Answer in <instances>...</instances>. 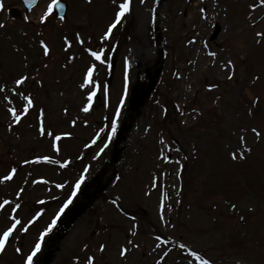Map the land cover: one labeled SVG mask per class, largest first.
I'll return each instance as SVG.
<instances>
[{"label":"rangeland","instance_id":"rangeland-1","mask_svg":"<svg viewBox=\"0 0 264 264\" xmlns=\"http://www.w3.org/2000/svg\"><path fill=\"white\" fill-rule=\"evenodd\" d=\"M63 1L67 3L65 19L58 20L52 13L50 23L42 25L39 16L52 0H38L27 14L19 0H0V23L5 25L0 28V177L13 167L17 169L13 180L0 181V202L21 203L17 216L25 222L36 211H43L28 233L17 232L18 239L10 238L6 252L0 254V264H22L14 248L22 246L24 253L29 251L68 199L85 167L88 172L79 195L57 223L67 222L65 215L70 208L83 202L82 193L101 191L65 233L61 231L57 237L59 228L55 226L45 236L34 264H41L39 259L46 253L50 254L48 264H86L85 257L93 253L98 264H155L160 254L155 247L157 235L170 241L161 245L171 250L165 264H199L177 247L180 243L199 251L213 264H264V139L257 142L254 134L247 132L246 146L251 147V153H245V159L230 157L232 151L240 150V129L259 124L264 112V46L254 40V33L264 30V22L256 28L250 26L248 5L253 0H145L143 4L133 0L132 11L113 31L111 40L103 42L105 47L114 48L109 55L112 67L98 64L94 79L107 85L108 95L105 98L98 93L89 113L81 111L87 89L79 85L92 59L75 42V33L81 32L85 46L98 48L121 0L117 4L112 0ZM201 7H206L208 23L218 28L214 37V27L201 21ZM10 8L20 10V17L12 19L7 14ZM252 15L259 20L264 10ZM41 34L52 49L49 57H44L38 46ZM64 35L73 40L67 52ZM194 35L197 43L188 45L187 40ZM201 40L209 41L219 59L237 61L235 82L226 80L225 73L212 65V58L200 51ZM73 52L78 58L69 62L67 57ZM126 57L129 93L117 134L102 153V141H106L103 132L95 145L85 148L101 128L107 131L105 118L111 117L123 93ZM25 73L29 81L15 85V79ZM255 75L260 79L253 83ZM150 78L155 80L152 91L138 110L131 112L130 92L134 87L138 91L141 85L147 87ZM209 83H217L219 88L208 90ZM21 91L34 98L35 106L9 129V108L22 112L26 103ZM256 95L261 97L259 111L249 117L247 109ZM41 107L46 110V127L57 133H73L61 142L59 154L52 149L51 139L39 134ZM73 119H77L76 126L70 123ZM115 140L119 141L116 150ZM161 152L173 162L164 161ZM38 155L71 157L72 164L65 169L50 163H24ZM177 160L186 166L179 175ZM153 177H159L155 188L151 187ZM57 183L66 186L58 189ZM21 187L25 191L18 199L16 192ZM116 197L128 216L112 205ZM162 198L167 226L160 220ZM41 200L45 203H39ZM231 204L237 205L236 210ZM9 211L10 206L0 211V228L8 222ZM133 224L138 225L135 235L129 230ZM129 239L139 247L132 248L126 259L121 258L119 248ZM100 243L108 245L104 253L98 251Z\"/></svg>","mask_w":264,"mask_h":264},{"label":"snow or ice","instance_id":"snow-or-ice-1","mask_svg":"<svg viewBox=\"0 0 264 264\" xmlns=\"http://www.w3.org/2000/svg\"><path fill=\"white\" fill-rule=\"evenodd\" d=\"M89 3L92 2V0H88ZM113 4H117V0H112ZM140 2L143 4L145 0H140ZM158 3L159 0H156ZM218 2V0H217ZM28 3H33V0H28ZM132 4L133 0H121L117 4V9L114 11L113 19L110 21V23L107 25L106 30L102 33L100 36V46L98 48H91L85 46V38L82 36L81 32L77 31L75 33V42L81 46H83L82 50L87 53L90 58L92 59V63L85 69L82 82L80 83L79 87L81 89H87L86 92V103L83 104L81 111L83 113H89L93 110L94 107V101L97 98L98 93L103 95L105 98L108 95V88L107 85H103L98 80L94 79V74L97 72L98 64L104 65L107 68L111 69L112 67V61L109 59V55L114 51V48L112 46L105 47L104 41L111 40L113 36V31L117 29L118 25H121L122 22L125 20L127 14H129L132 11ZM53 5L57 7H63V5L58 3V0H52V4H49L47 6V10L43 12L42 15L39 16V21L42 25H46L47 23H50L49 17L52 14V7ZM0 8H3V4L0 3ZM249 9V23L250 26L253 28H256L261 22H264V16H261L258 20L255 16L252 15L253 12H256V10H264V0H253L251 4L248 5ZM153 11L152 19H155V9ZM225 12V15H227L226 8L223 9ZM200 15H201V21L203 24H205L206 27H214V25L208 23L210 17L206 10V7H201L199 9ZM214 18V17H213ZM30 19V17H29ZM61 20H64L65 17L62 15L60 17ZM5 27L3 23H0V28ZM91 39V37H89ZM63 43H64V50L67 52L69 49L73 47V40L70 39L67 35H64L62 37ZM254 40L255 43L259 46H264V30H259L254 33ZM38 46L42 49V55L44 57H49L51 55L52 49L49 46V43L46 42V40L43 38V35L41 34V38L38 40ZM197 43V36H192L190 39L187 40L188 45H195ZM201 47L200 51L202 53H205L207 57L212 58L211 63L214 67L219 68L225 73V78L228 81L235 82V78L238 75L237 72V61L233 58H227V59H219V52L216 50H212V48L209 45L208 40H201L200 42ZM19 51V49H17ZM77 55L75 52L70 54L67 59L69 62L75 61L77 59ZM24 60H27V57L25 56L23 58ZM189 63H192L190 60ZM47 67V65H44ZM67 67V64L64 65ZM129 61L127 57L125 58V71H124V84H123V93L119 100V103L117 107L115 108V111L112 113L111 117H106L105 119L108 120V124L106 125L107 131H105L104 128H101L99 132H97L90 140L89 143H86L84 145L85 148L90 147L91 145H95L97 143V140H100L101 136L100 133L103 132L106 136V141H102L103 146L100 148V152L102 153L108 145L112 142L113 137L116 136L117 131L120 127L121 123V112L125 106L126 99L128 98L129 93V74H128V67H129ZM30 76L28 74H21L18 78L15 79L14 83L15 85H25L27 81H29ZM32 79H35L34 77ZM260 79L259 75L253 76L252 80L253 83L255 81H258ZM39 83L43 84V81H39ZM208 90L219 88V84L217 83H209L207 85ZM0 90H3L0 88ZM12 91H16L15 88L12 89ZM20 95L24 97V100L26 103L24 104V108L22 112H18V110L14 107L9 108V112L11 114V123L9 124V129L13 127L14 124H19L21 122V119L23 116L28 115L29 110L32 109L34 104V98L31 95H25L24 92H20ZM6 100L10 101L9 97H5ZM219 100V97L217 98ZM261 104V97L259 95L254 96L250 106L247 109V113L249 117H252L254 114V111H259V106ZM105 106L107 107V100L105 99ZM179 108V105L176 106ZM167 110L165 109V112ZM193 112H196L198 114L199 110L196 108L192 109ZM65 114H67L68 109H64ZM38 130L40 136H47L51 139V147L54 150L55 153L59 154L62 151L61 142L64 139H70L73 136V133L70 131H64V132H55L54 130L46 127V110L45 108L41 107L39 109L38 113ZM72 126H76L77 119H73L70 121ZM85 125L88 124V120L85 119L83 121ZM251 132L254 134V136L257 139V142L264 139V112H261V122L256 125H250L248 127H244L240 129L239 134V141H240V150H234L230 153V157L232 160H238V159H245L246 155L245 153H251L252 149L251 147L246 146V133ZM179 151V149H177ZM161 157L164 161L168 163H172V157L165 155L163 152H161ZM183 159L187 160L188 157L185 156ZM25 164L29 163H50L60 166L61 168H68L72 164L71 157L68 158H61V159H55L52 156L49 155H38L34 157L33 161L25 160ZM177 164H179V169L177 174L179 175L180 172L183 170V164H180V161H176ZM88 172V167H85L81 174L78 176V178L74 182V186L72 188V191L69 193L68 199L63 203L60 210L53 216L51 222L43 229V231L40 232L38 239L34 242L32 247L29 249L27 253H24L21 247H15L14 251L21 255L22 264H34V258L37 256V254L41 251L42 244L44 243L45 236L48 235V233L52 232L53 228L56 226L57 221L60 218V215L64 212L65 209L68 208L70 204H72L73 198L76 196V194L79 192L81 185L84 183V180L86 178V173ZM17 173V169L13 167L6 175L0 177V181H11L13 180L14 176ZM117 180L120 179L119 176L116 177ZM159 180V177H153L151 187L155 188L157 186V181ZM46 182V181H41ZM27 183V181H25ZM33 183H37V181L33 180ZM65 184L63 183H57L55 185L58 189L65 188ZM25 189L23 187L19 188L16 192V197L19 199L21 198L22 194L24 193ZM146 195H150V192H146ZM164 196H167V193L163 194ZM39 203L43 204L45 201L41 200ZM112 205L115 206L116 210L120 213H122L125 216H128L129 213L121 207L120 204V198L116 197L111 200ZM6 206H10V211L8 215V222L5 224L3 228H0V254H4L7 250V246L10 243V238L12 239H18L16 236L17 232L21 233H28L30 227L43 215V211H36L35 214L28 219L26 222L23 221L21 218L17 216L18 211L22 208V204L19 202L13 203V201L4 199L2 202H0V211L5 210ZM231 208L233 210H236L237 205L231 204ZM249 211H252V209H249ZM131 220L135 221L136 217L132 216ZM160 220L165 222V225L167 226V221H165L164 217V201L163 198L161 199L160 203ZM240 220H245L244 216H240ZM138 228L137 224H133L130 227V231H132L133 235H135V230ZM156 241L158 242L155 247L157 249H160L159 258L155 261V264H165V261L167 258L171 255L170 249H163L161 245H168L170 241H168L165 237L162 235H157L155 237ZM83 247L85 249L89 248L88 244H84ZM108 245L106 243H100L98 245V251L99 253H104L107 249ZM139 245L136 244L133 240L129 239L126 244H123L119 248V256L121 258H127L129 252L132 248H138ZM177 247L181 250H184L188 253L189 256L194 257L196 261H199V264H213L211 259L205 258L199 251H194L191 247H189L186 243H180L177 245ZM79 257H76V260L79 261ZM86 264H98V257L95 253H93L90 256L85 257ZM173 264H175V261H173Z\"/></svg>","mask_w":264,"mask_h":264},{"label":"water","instance_id":"water-1","mask_svg":"<svg viewBox=\"0 0 264 264\" xmlns=\"http://www.w3.org/2000/svg\"><path fill=\"white\" fill-rule=\"evenodd\" d=\"M23 3H24V6L26 7L27 10H29L34 4H35V0H33V3H28V0H22ZM59 4L63 5V7H57L55 6V12L58 16H64V13H65V10H66V5L59 2ZM10 13L12 14L13 17H16V12L15 11H10ZM217 33V28H215L214 32H213V36ZM155 76H157L155 74ZM156 78V77H155ZM155 84V80L154 79H149V82H148V86H141V89L140 91L137 90V88L135 87L132 91V95L129 99V110L131 112H134V111H137L138 108L142 105L143 101L145 100V98L148 96V94L152 91V88ZM118 143V140L114 143V146H116V144ZM96 193H94L92 196L93 198L95 197ZM88 199V203L91 201L89 197H87ZM86 207V205L79 209V210H76L74 212V214H72L69 218V221L67 224H65V227L67 228L71 223L72 221L79 215L82 213L83 209ZM49 258H50V254L47 253L44 255L43 257V264H48L49 262Z\"/></svg>","mask_w":264,"mask_h":264},{"label":"trees","instance_id":"trees-1","mask_svg":"<svg viewBox=\"0 0 264 264\" xmlns=\"http://www.w3.org/2000/svg\"><path fill=\"white\" fill-rule=\"evenodd\" d=\"M173 112H174V111H173ZM254 115L257 116L256 113H254ZM184 169H185V171H186V166H184ZM183 172H184V170H183Z\"/></svg>","mask_w":264,"mask_h":264}]
</instances>
